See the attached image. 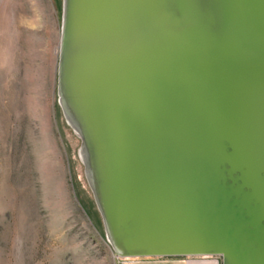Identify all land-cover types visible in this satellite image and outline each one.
Wrapping results in <instances>:
<instances>
[{
	"label": "water",
	"instance_id": "95a60500",
	"mask_svg": "<svg viewBox=\"0 0 264 264\" xmlns=\"http://www.w3.org/2000/svg\"><path fill=\"white\" fill-rule=\"evenodd\" d=\"M86 6L83 1L82 28ZM65 20L66 0L59 104L67 125L82 140L80 158L106 240L123 258L109 238L88 177L81 155L85 139L71 127L61 103ZM101 20L106 35L110 28L127 52V64L118 72L121 103L130 108V116L135 114L150 162L115 169L123 188L110 191L111 210L129 206L135 216L147 210L152 214L148 233L170 247L220 244L217 253L205 256L190 252L152 258L222 257L225 264L230 255L234 264H264V0H170V6L168 0H98L94 21ZM72 26L69 22L68 40ZM145 38L153 49L142 48ZM98 51L103 58L100 46ZM133 54L135 64L128 59ZM142 55L145 60L139 59ZM236 172L241 175L235 177ZM129 183H136L132 197Z\"/></svg>",
	"mask_w": 264,
	"mask_h": 264
},
{
	"label": "rangeland",
	"instance_id": "374dc122",
	"mask_svg": "<svg viewBox=\"0 0 264 264\" xmlns=\"http://www.w3.org/2000/svg\"><path fill=\"white\" fill-rule=\"evenodd\" d=\"M63 16L64 0H0V264L128 261L106 240L59 104Z\"/></svg>",
	"mask_w": 264,
	"mask_h": 264
},
{
	"label": "bare ground",
	"instance_id": "6f19581e",
	"mask_svg": "<svg viewBox=\"0 0 264 264\" xmlns=\"http://www.w3.org/2000/svg\"><path fill=\"white\" fill-rule=\"evenodd\" d=\"M83 1L87 5L86 17L82 23L84 28L80 27ZM168 1L170 6V0ZM97 2L98 0H66L65 29L61 42L60 95L71 127L85 139L81 155L88 165L91 186L105 215L109 238L125 259L130 256L152 258L168 253L193 252L204 254L203 256L217 253L220 244H205L199 248L181 245L170 247L167 242L163 243V239L148 233V217H152V214L143 208L136 216L133 208L128 210L129 206L121 208L117 213L111 210L110 191L117 188L121 193L123 188L122 178L118 180L119 174L115 169L135 168L150 162L148 151L142 145L144 139L136 129L135 114L130 116V108L121 103L123 95L118 72L127 64V52L111 37L110 28L109 35H106L103 20L95 23ZM209 5L218 7L214 2ZM107 12L109 15L112 13L111 10ZM69 22L73 26L68 40ZM77 27L79 33L76 31ZM144 41L147 42L142 43V48L149 45L153 49L152 42L150 44L146 38ZM132 43L134 44V40ZM99 46L102 48L103 58L99 55ZM130 56L128 59L135 64L137 55ZM140 58L145 60L146 56L142 55ZM88 152L93 158L92 169ZM96 178L98 182H95ZM128 185L127 193L132 197L136 183ZM225 260V264H234L230 255Z\"/></svg>",
	"mask_w": 264,
	"mask_h": 264
},
{
	"label": "crops",
	"instance_id": "0c3cea01",
	"mask_svg": "<svg viewBox=\"0 0 264 264\" xmlns=\"http://www.w3.org/2000/svg\"><path fill=\"white\" fill-rule=\"evenodd\" d=\"M123 264H222L216 257L130 258Z\"/></svg>",
	"mask_w": 264,
	"mask_h": 264
}]
</instances>
